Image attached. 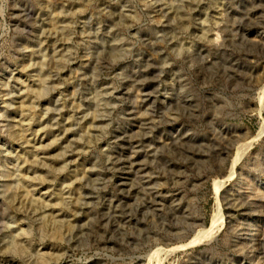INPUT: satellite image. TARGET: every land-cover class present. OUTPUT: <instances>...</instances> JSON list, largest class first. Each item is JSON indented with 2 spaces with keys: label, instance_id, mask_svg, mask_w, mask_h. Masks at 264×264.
I'll return each mask as SVG.
<instances>
[{
  "label": "rangeland",
  "instance_id": "374dc122",
  "mask_svg": "<svg viewBox=\"0 0 264 264\" xmlns=\"http://www.w3.org/2000/svg\"><path fill=\"white\" fill-rule=\"evenodd\" d=\"M263 86L264 0H0V264H264Z\"/></svg>",
  "mask_w": 264,
  "mask_h": 264
},
{
  "label": "bare ground",
  "instance_id": "6f19581e",
  "mask_svg": "<svg viewBox=\"0 0 264 264\" xmlns=\"http://www.w3.org/2000/svg\"><path fill=\"white\" fill-rule=\"evenodd\" d=\"M256 99H257L258 104H259V108H258L259 112L258 113H260L261 107L264 104V86L262 87V90H260L259 95L257 94ZM263 129H264V121H263V124L260 126L258 133L263 131ZM255 138H257V137L255 136L251 140H249L248 142L239 145L240 149L236 152L235 157H233L231 164L229 165V169H228L227 174L224 175L221 179H214V181L212 183L213 184V190H214L215 198L218 199V202L220 199V196H219L220 190L223 187V185L237 174L236 173L237 164L239 163V159L241 158V155H242L241 149L246 150L247 148H249L251 146V144L254 142ZM220 201H221V199H220ZM211 217L212 218H211V223H210L209 227L199 229L196 233L193 234L192 238L187 243L178 244V245L173 246V247L168 248V249H164L163 247H159L158 250H156L154 254H151V257L148 259L157 261L158 259H160L161 256H163V255L167 256L171 252L177 251V250L184 248L186 246L195 245V244L204 242L206 240L207 241L213 240L215 238L218 230H220L223 227L225 219H224V216L222 214V211L218 212V213L216 211H214V213Z\"/></svg>",
  "mask_w": 264,
  "mask_h": 264
}]
</instances>
